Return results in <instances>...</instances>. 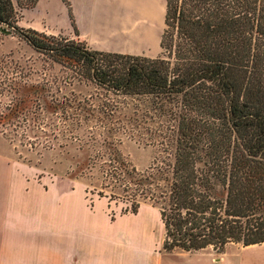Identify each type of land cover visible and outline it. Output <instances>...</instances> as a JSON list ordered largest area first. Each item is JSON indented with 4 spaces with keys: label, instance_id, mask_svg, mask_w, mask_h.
Wrapping results in <instances>:
<instances>
[{
    "label": "trees",
    "instance_id": "16d2710c",
    "mask_svg": "<svg viewBox=\"0 0 264 264\" xmlns=\"http://www.w3.org/2000/svg\"><path fill=\"white\" fill-rule=\"evenodd\" d=\"M36 2L0 0V24L95 91L61 96L59 87L56 97L46 84L26 83L0 121L46 130L52 147L61 138L100 146L106 197L133 214L143 203L158 208L166 253L264 244V0H167L155 58L18 27ZM139 132L158 148L144 171L117 144Z\"/></svg>",
    "mask_w": 264,
    "mask_h": 264
},
{
    "label": "crops",
    "instance_id": "0c3cea01",
    "mask_svg": "<svg viewBox=\"0 0 264 264\" xmlns=\"http://www.w3.org/2000/svg\"><path fill=\"white\" fill-rule=\"evenodd\" d=\"M70 4L71 9L63 0H37L22 10L19 25L70 36L101 52L159 56L167 0H70ZM28 170L14 167L13 154L0 151V264H161L156 233L145 226V217L113 221L95 215L78 189L51 184L48 191L45 183L30 181ZM46 223L52 228L47 230ZM258 248L264 244L244 247L242 252Z\"/></svg>",
    "mask_w": 264,
    "mask_h": 264
},
{
    "label": "rangeland",
    "instance_id": "374dc122",
    "mask_svg": "<svg viewBox=\"0 0 264 264\" xmlns=\"http://www.w3.org/2000/svg\"><path fill=\"white\" fill-rule=\"evenodd\" d=\"M26 1L23 0V3ZM20 16L21 12L18 17ZM17 24L22 28L19 20ZM51 36L80 41L65 35ZM161 52L162 50L160 54ZM26 83L46 84L56 97L59 87L63 90L61 96L71 91L87 96L95 91L89 85H77L72 69L54 63L50 56L36 51L15 29L0 24V115L8 113L9 107L21 94L23 84ZM117 102L119 101L112 102L111 105H120L116 104ZM122 104L121 100V106ZM37 105L38 102L33 108L38 109ZM1 121L4 124H0V151L13 154L14 167H28L30 181L45 183L48 191L51 184H56L63 190L78 189L79 195H83L93 206L95 215L107 216L113 221L125 216L145 217V226L152 227L156 233L155 250L159 263L264 264V248L242 252L244 246L239 244L228 246L222 254L212 249L198 253L164 252L162 246L165 235L158 208L143 203L139 212L133 214L125 211L127 204L123 201L106 197V194L110 193L106 190L105 174L101 168L104 160L100 158L103 155L100 146L94 151L85 146V141L72 142L61 138L55 140L57 142L52 147L53 142H49L52 141L51 138L48 139L43 133L46 130L31 134L28 133L24 122L16 126L7 124V117ZM124 121L127 122L126 119ZM139 123L141 128L143 125L149 127L150 124L141 120ZM122 138L123 141L117 144L123 157L138 171L148 169L158 151L150 135L147 132H139L134 138ZM49 198L50 196H46L47 202ZM48 227L52 228L47 224V230Z\"/></svg>",
    "mask_w": 264,
    "mask_h": 264
}]
</instances>
